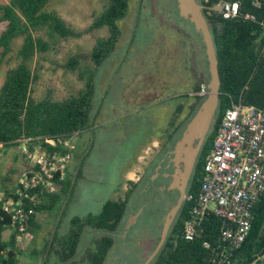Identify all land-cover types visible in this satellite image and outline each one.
<instances>
[{
	"label": "trees",
	"instance_id": "1",
	"mask_svg": "<svg viewBox=\"0 0 264 264\" xmlns=\"http://www.w3.org/2000/svg\"><path fill=\"white\" fill-rule=\"evenodd\" d=\"M218 1L221 0H197L203 6L202 14L208 24L216 57L219 79L217 106L193 164L185 188V198L159 251L148 264H255L259 257L264 258V195L258 196L251 206L247 233L231 251L221 250L222 247H227L218 235L222 221L212 214L204 215L195 225L191 239H185L182 235L184 222L189 218L190 207L199 189L203 160L210 149L223 110L233 102L264 109V1L223 0L237 2V15L232 18H222L218 11L211 8ZM254 1H258V4L255 5ZM48 2L49 0H7L0 3V22L4 23L0 31V58L9 51L14 38H21L15 51L16 62L5 69L0 84V143L4 148L15 145L20 137L66 136L73 132L79 135L88 128L91 124L93 72L118 40L121 31L117 21L125 16L127 9V0H103L100 11L93 15L89 25L83 30H75L66 25L54 9L48 8ZM246 14L252 18L245 17ZM101 27L106 29V35L97 37L91 46L92 66L78 72L81 88L75 94L60 100L52 99L49 94L34 98L33 84L37 78L34 57L48 50V38L78 37L86 31ZM67 66L70 71L76 69V58L69 57ZM199 80H208L207 69ZM198 86L199 82L194 84L191 93L197 91ZM185 96L192 97L193 100L181 119H177V116L182 103H178L173 109L163 140L166 146L179 136L186 120L204 97L192 94ZM76 148L74 157L77 156ZM86 154L87 149L77 161L73 173L65 169L56 191H38L34 200L27 203L31 208L27 229L31 233L38 228L36 213L49 212L56 204L61 205L47 247L36 250L34 247L16 246L15 231L9 227L8 215L0 211V264H18L21 256L40 259L39 264H102L113 241L109 233L122 230L126 203L136 183L127 180L130 186L125 188L123 196L106 199L96 213L72 216L66 232L58 235L60 217L66 209L76 180L81 176L82 161ZM154 162L150 164L152 167ZM4 179L0 178V188L6 190L7 186L1 183ZM162 180L159 176L152 187L149 182L153 196L143 206L141 215H150L151 207L165 198H169V205L174 202L177 191L158 189L157 184ZM6 228L9 233L3 239L1 233ZM85 230H102L106 233L90 236L78 252ZM220 252L223 256L219 255Z\"/></svg>",
	"mask_w": 264,
	"mask_h": 264
},
{
	"label": "rangeland",
	"instance_id": "2",
	"mask_svg": "<svg viewBox=\"0 0 264 264\" xmlns=\"http://www.w3.org/2000/svg\"><path fill=\"white\" fill-rule=\"evenodd\" d=\"M5 2L7 0H0V3ZM149 3L150 0H127L125 16L117 21L120 36L111 52L93 72L91 124L76 136L77 156L72 154L66 167L73 173L77 161L87 149L81 176L76 180L60 217L58 235L66 232L72 216L96 213L106 199L123 196L125 188L130 186L127 180L136 183L126 203L122 230L109 233L113 241L102 264H141L154 247L169 198L152 206V213L148 216L141 215L142 209L134 219L130 215L138 207L143 208L153 196L148 178L152 165L143 166L152 151L153 141L158 138L175 106L182 103L178 115L181 117L186 109L185 102L189 103L191 98L180 96L187 89L185 67L188 60L184 52L179 58L177 50L182 51L177 45L179 35L160 22L157 14L164 18V10L151 11L147 5ZM102 4L103 0H49L47 6L54 9L66 25L83 30L93 15L100 11ZM160 4L170 7L171 0H160ZM168 19L180 24L183 21L190 35L199 38L195 34L197 31L189 22L180 19L175 10L170 12ZM3 27L4 23L0 22V31ZM105 35L106 29L101 27L78 37L48 38V50L34 57L37 78L32 96L38 99L49 94L52 99L60 100L75 94L82 86L78 79L79 70L92 66L90 49L94 40ZM20 42V37L14 38L9 51L0 58V84L5 69L16 62L15 51ZM199 46L203 70H206L203 47L201 44ZM69 57L77 60V68L72 71L67 66ZM144 70L154 75L147 78L148 84L140 73ZM156 78L161 86L159 90L155 86ZM199 78L196 83L204 82ZM190 90L187 95L191 94ZM17 156L15 145L3 148L0 178H5L1 183L7 187L14 182L21 169ZM60 207V204H56L49 212L36 213L40 223L39 229L34 232L37 250L47 247ZM128 219L133 221L123 235V225ZM103 233L106 232L85 230L79 248L90 236ZM31 235L33 237V233ZM39 263L40 259L33 260L27 256L18 259V264ZM255 264H264V258L259 257Z\"/></svg>",
	"mask_w": 264,
	"mask_h": 264
},
{
	"label": "built area",
	"instance_id": "3",
	"mask_svg": "<svg viewBox=\"0 0 264 264\" xmlns=\"http://www.w3.org/2000/svg\"><path fill=\"white\" fill-rule=\"evenodd\" d=\"M217 5L222 18L237 15L236 1L221 0ZM245 17L252 18L248 14ZM206 91V83L200 82L198 90L191 94L204 96ZM76 136L73 132L16 140L17 159L22 167L6 190L0 188V211L8 215L16 246L26 247L32 237L27 229L31 213L27 203L34 200L38 191L58 189L75 149ZM3 148L0 143V155ZM260 195H264V109L233 102L220 115L204 157L199 189L184 222L183 238L191 239L195 225L204 215L212 214L222 221L218 235L227 247L221 250H233L247 233L250 208Z\"/></svg>",
	"mask_w": 264,
	"mask_h": 264
},
{
	"label": "water",
	"instance_id": "4",
	"mask_svg": "<svg viewBox=\"0 0 264 264\" xmlns=\"http://www.w3.org/2000/svg\"><path fill=\"white\" fill-rule=\"evenodd\" d=\"M175 3L178 15L186 19L193 26L194 30L200 34L206 60V69L208 72V80L206 83L207 91L196 109L186 120L179 136L174 140L171 149L169 150L171 171L163 174L164 176H168L169 179L162 187L166 190L175 189L177 191V195L174 202L165 210L158 232L157 241L141 264H148L155 257L182 201L185 198V188L192 171L193 164L208 131L217 106L219 79L216 67V57L208 24L201 11L203 6L197 2V0H175ZM211 8L214 11H219L217 3ZM154 175L155 173H153L151 177H154ZM141 209L142 206L138 207L136 212L130 216L134 219L137 214H139ZM133 219H128L124 223L123 235Z\"/></svg>",
	"mask_w": 264,
	"mask_h": 264
},
{
	"label": "flooded vegetation",
	"instance_id": "5",
	"mask_svg": "<svg viewBox=\"0 0 264 264\" xmlns=\"http://www.w3.org/2000/svg\"><path fill=\"white\" fill-rule=\"evenodd\" d=\"M149 6V9H151V11H156V12H161L164 10L165 12V16L164 18L157 14L158 17H160V22L163 23L164 25L170 27L177 35H179V39L177 41V45L178 47L182 50L178 52L179 58L181 57V52H184L186 55V58L188 60L187 62V67H185V73H186V81H187V89L180 94V96L182 97H186L185 95H187L188 90H190L194 84L196 83L198 77L203 73V64H202V58H201V53H200V44L203 47V44L201 42L200 36L198 34V32H196L195 34H197L199 36V38H195L193 37V35H190L189 33V29L183 24V21L180 23L170 20L168 19L170 17V12L175 10L176 14L177 13V8H176V3L175 0H171V5L169 7V5H162L160 4V0H150V3L147 4ZM203 9V7H202ZM201 9V11H202ZM178 17H180L178 15ZM180 19H184L182 17H180ZM186 20V19H184ZM187 21V20H186ZM188 22V21H187ZM192 26V25H191ZM193 27V26H192ZM142 78H144V80L147 81V78H151L152 76H154L152 74L151 71H142L140 72ZM157 79V78H156ZM149 81V80H148ZM147 81V84H148ZM157 83H155V86L157 87V89H161V86L159 84V79H157L156 81ZM153 90L154 92L157 90ZM189 98V97H188ZM190 102L193 100V98H189ZM185 102V112L183 115H181V117L177 116V119H181L187 112L188 109V105L190 104ZM172 113L170 114L168 121L171 117ZM168 121L165 123L164 127L162 128L158 138L156 139V146H152V151L150 152L149 158L147 159L145 165L143 166H148L151 163H153V167H152V173H150L149 177V182H150V186L152 187L154 184V181L156 179H158V177H162L163 180L161 182H159L157 184L158 189H162L163 185H165L168 182L169 177L168 176H164L163 174L165 172H170L171 171V164L169 162V150L171 149V146L174 142V140L178 137H175L167 146L163 144V140L166 134V128H167V123ZM155 173L154 177H151L152 174ZM147 187V185H146ZM82 247V245L80 246ZM80 249H78V252H80ZM77 252V253H78Z\"/></svg>",
	"mask_w": 264,
	"mask_h": 264
},
{
	"label": "crops",
	"instance_id": "6",
	"mask_svg": "<svg viewBox=\"0 0 264 264\" xmlns=\"http://www.w3.org/2000/svg\"><path fill=\"white\" fill-rule=\"evenodd\" d=\"M80 134H81V133H80ZM75 145H76V147H77V143H76V142H75ZM152 146H153V147L156 146V139L153 141ZM77 149H78V148H76V152H77ZM1 157H2V153H1V155H0V159H1ZM16 159H17V157H16ZM17 160H18V159H17ZM18 161H19V160H18ZM0 163H1V161H0ZM19 163L21 164L20 161H19ZM20 167H22V164H21ZM38 218H39V217H36V223H37V225H38V228H37V229H39V227H40V223H39ZM54 226H55V224H54ZM3 231H5L4 234H3ZM3 231H2V233H1V236H2V238L4 239V238L7 237L8 233H9V229L6 228V229H4ZM34 237H35V236H34V233H33V237H32V239L30 240L29 244H28L26 247H34V248L37 250L36 245L34 244Z\"/></svg>",
	"mask_w": 264,
	"mask_h": 264
}]
</instances>
